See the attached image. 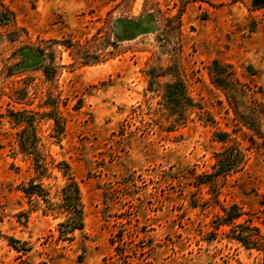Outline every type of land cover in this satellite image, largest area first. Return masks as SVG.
Segmentation results:
<instances>
[{"label":"rangeland","instance_id":"rangeland-1","mask_svg":"<svg viewBox=\"0 0 264 264\" xmlns=\"http://www.w3.org/2000/svg\"><path fill=\"white\" fill-rule=\"evenodd\" d=\"M227 95L264 99V0H0V264H264V141ZM69 177L74 230L43 200Z\"/></svg>","mask_w":264,"mask_h":264},{"label":"trees","instance_id":"trees-1","mask_svg":"<svg viewBox=\"0 0 264 264\" xmlns=\"http://www.w3.org/2000/svg\"><path fill=\"white\" fill-rule=\"evenodd\" d=\"M37 50V49H36ZM33 51V50H32ZM38 54H42V50L36 51ZM34 53V52H33ZM26 52H22V59L26 56ZM86 62V61H85ZM211 79L213 83L219 86L226 92L234 91L233 80L231 74L225 72V66L214 62V65L210 68ZM43 72L46 76H49V69L45 66ZM184 88L180 85V88ZM178 83L168 85L166 93L163 95L164 104L171 103L173 100H177V94H181V89ZM178 91V93H177ZM227 102L234 113L235 119L238 123L245 126L253 136L261 138L264 141V99L258 101H250L246 98L237 99L236 97H230L227 95ZM217 140L225 142L229 138V134L224 131H217L214 133ZM22 151H26V147L21 145ZM30 152V151H26ZM217 164L219 163L220 168L224 171L230 170L233 162L237 160L238 151L234 152L231 148H225L223 151L216 153ZM38 164V162H36ZM219 168V169H220ZM65 173V171H63ZM67 182L60 190V202L54 203L48 199H43L46 207L45 212H55L56 214H64L66 220L64 223L59 225H68L69 230L82 228V204L80 199V192L78 185L69 177ZM40 185L30 183L27 187H22V191L27 196H41ZM237 215H231L229 211L225 213V218L231 220ZM242 240V239H240Z\"/></svg>","mask_w":264,"mask_h":264}]
</instances>
